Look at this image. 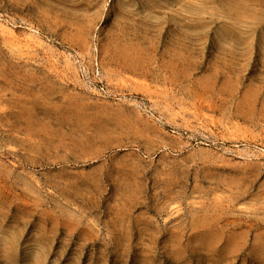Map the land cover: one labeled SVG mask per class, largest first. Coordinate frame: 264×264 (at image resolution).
Returning a JSON list of instances; mask_svg holds the SVG:
<instances>
[{
  "label": "rangeland",
  "instance_id": "1",
  "mask_svg": "<svg viewBox=\"0 0 264 264\" xmlns=\"http://www.w3.org/2000/svg\"><path fill=\"white\" fill-rule=\"evenodd\" d=\"M0 264H264V0H0Z\"/></svg>",
  "mask_w": 264,
  "mask_h": 264
}]
</instances>
